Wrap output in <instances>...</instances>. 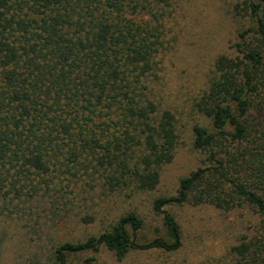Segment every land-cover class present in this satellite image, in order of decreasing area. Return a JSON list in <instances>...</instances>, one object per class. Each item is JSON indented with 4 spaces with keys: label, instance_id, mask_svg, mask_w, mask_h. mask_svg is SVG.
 <instances>
[{
    "label": "trees",
    "instance_id": "1",
    "mask_svg": "<svg viewBox=\"0 0 264 264\" xmlns=\"http://www.w3.org/2000/svg\"><path fill=\"white\" fill-rule=\"evenodd\" d=\"M173 1L0 0V183L31 176L34 187H49L91 158L113 181L156 189L179 136L174 113L146 99L140 84L161 45L159 16ZM234 12V53L216 59L198 104L211 126L193 128L206 160L176 195L153 203L169 239L137 242L144 222L129 213L110 230L59 246V264L102 246L120 261L132 250L176 251L181 226L165 207L184 203L253 209L259 222L225 264H264V0H239Z\"/></svg>",
    "mask_w": 264,
    "mask_h": 264
},
{
    "label": "rangeland",
    "instance_id": "2",
    "mask_svg": "<svg viewBox=\"0 0 264 264\" xmlns=\"http://www.w3.org/2000/svg\"><path fill=\"white\" fill-rule=\"evenodd\" d=\"M238 1L174 0L159 16L161 45L140 86L146 99L174 113L179 138L173 161L161 167L156 189L140 190L132 179L113 181L110 170L91 158L81 159L67 174L54 175L49 187H34L38 178L31 176L1 182L0 264H59V246L110 230L129 213L144 222L137 242L169 239L153 203L158 197L176 195L181 180L206 160L205 152L194 145L193 128L211 126L198 104L214 76L216 59L234 53ZM165 209L181 226L180 249L132 250L120 261L114 251L102 246L71 255V263L225 264L232 246L259 222L258 214L248 206L222 211L209 204L184 203Z\"/></svg>",
    "mask_w": 264,
    "mask_h": 264
}]
</instances>
